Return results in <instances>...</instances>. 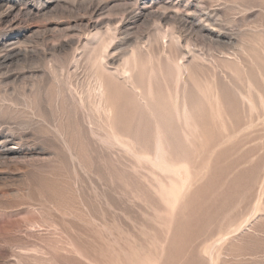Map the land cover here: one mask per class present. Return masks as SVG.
<instances>
[{
    "label": "rangeland",
    "instance_id": "rangeland-1",
    "mask_svg": "<svg viewBox=\"0 0 264 264\" xmlns=\"http://www.w3.org/2000/svg\"><path fill=\"white\" fill-rule=\"evenodd\" d=\"M5 54L0 264H264V0H0Z\"/></svg>",
    "mask_w": 264,
    "mask_h": 264
},
{
    "label": "bare ground",
    "instance_id": "bare-ground-1",
    "mask_svg": "<svg viewBox=\"0 0 264 264\" xmlns=\"http://www.w3.org/2000/svg\"><path fill=\"white\" fill-rule=\"evenodd\" d=\"M3 14V13H2ZM142 14H143V12L142 11H139L138 12V14H136V18L135 19H138L139 17H141L142 16ZM185 23H187V25H189V27L191 26H195V24H194V22L192 21V20H190V19H185ZM210 23V22H209ZM211 27V26H210ZM217 27V26H216ZM194 28V27H193ZM202 29L201 30H203V32L206 34V36L205 37H207V38H209L211 41H212V39H215L214 40V42L216 41V43H218V41H220L222 38H224L225 37V34L223 33V32H220V30L221 29H218L217 30V28H216V30H213V29H209V27L206 29V28H204L203 29V27H201ZM214 28V27H213ZM199 34V33H198ZM203 36V35H202ZM227 37V36H226ZM202 38H204V37H202ZM206 39V38H205ZM217 39H218V41H217ZM207 40V39H206ZM210 44V43H209ZM215 44V43H214ZM220 44V43H219ZM221 45V44H220ZM12 46V45H11ZM217 49V48H216ZM192 50V49H191ZM183 54V53H182ZM14 56V54H5V55H3L2 57H1V59H0V62L3 64V63H6L7 61H11V59H13L12 57ZM181 56V55H180ZM198 56V55H197ZM201 58V57H200ZM100 59V58H99ZM179 59V58H178ZM184 59V58H183ZM96 60V59H95ZM102 61V60H101ZM101 65H103V64H101ZM100 64H99V66H101ZM124 65V64H123ZM105 66V65H104ZM126 66V65H125ZM177 68L176 69H178V71H180V70H182V68H184V65L181 63V64H176L175 65ZM120 67V68H119ZM119 67H117V69H118V71H121V72H123L125 75H123L125 78H132L131 77V74H130V72L128 71V67L126 66L125 67V69H123V68H121V66H119ZM103 68V67H102ZM104 69V68H103ZM116 69V70H117ZM120 69V70H119ZM122 69V70H121ZM116 70H114V73H115V71ZM186 70V69H185ZM184 71V70H183ZM119 73V75H120V72H118ZM117 74V73H116ZM133 74V73H132ZM98 76V75H97ZM118 76V75H117ZM124 77H122V78H124ZM100 78V77H99ZM177 78V77H176ZM98 79V78H97ZM126 80V79H125ZM99 82H100V80H99ZM100 83H102V82H100ZM101 87H103L102 85L100 86V88ZM183 108V107H182ZM186 108V107H185ZM184 108V113H185V109ZM183 113V112H182ZM184 115V114H183ZM187 115V114H186ZM184 117H182V119H183ZM185 119V118H184ZM186 121H187V119H186ZM4 142V141H3ZM6 148V147H5ZM10 150L11 149H0V154H3V155H6L8 152H10Z\"/></svg>",
    "mask_w": 264,
    "mask_h": 264
}]
</instances>
